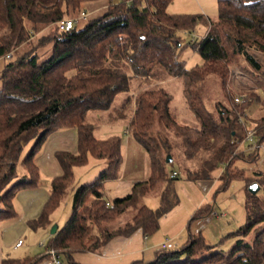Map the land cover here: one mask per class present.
<instances>
[{"label": "trees", "instance_id": "16d2710c", "mask_svg": "<svg viewBox=\"0 0 264 264\" xmlns=\"http://www.w3.org/2000/svg\"><path fill=\"white\" fill-rule=\"evenodd\" d=\"M97 1L0 0V58L12 55L11 50L32 39L34 32L56 25L69 14H80L84 4ZM106 1L107 7L100 16L89 19L82 27H77V22L72 29L48 37L52 43L48 57H19L2 70L0 222L16 218L13 198L19 189L38 185L34 161L51 133L75 128L77 152L54 154L62 175L51 180L48 200L39 216L28 222L31 229L50 225V215L72 182L74 168L87 165L90 159L106 163L93 182L75 190L68 220L44 244L41 257L6 259L2 264H37L43 258L50 259L47 250H53L65 264H75L73 253L95 252L115 236H129L136 230H141L145 238L155 233L159 219L178 202L172 187L174 173L166 172V163L158 153L162 148L166 154L172 153L168 138L160 137V126L179 139L185 161L192 162L198 154L206 153L193 173L196 180L210 179L221 165L224 169L219 178L223 187L236 178L228 166L241 158L236 143L242 144L245 139V123L241 126L238 115L219 103L215 105L218 116L214 118L205 108L199 85L213 76L219 80L223 94L231 96L226 89L229 66L239 55L254 70L264 69V0H217L215 20L200 15H169L166 9L172 0ZM199 25L205 28L203 37L183 45L177 34L192 33ZM247 47L261 52L263 63L249 55ZM186 48L198 56L200 64L187 67L179 60ZM163 77L180 80L187 110L195 120L193 126L176 123L170 114L172 97L157 87ZM132 82L136 94L127 96L109 116L123 122L130 109L125 131L147 154L149 175L146 180L135 182L125 196L114 198L112 208H107L103 190L107 182L120 177L124 162L122 142L119 137L97 140L94 124L86 117L89 112H108L118 95L129 94ZM232 105L244 113V104ZM254 130L255 140L261 145L264 116L255 123ZM25 149L21 162L27 177L16 179L17 164ZM248 156L257 160L258 151L249 152ZM157 188L159 206L151 210L141 201ZM246 193L245 224L233 233L237 245L227 257L217 253L194 261L214 246L207 245L200 233H189L187 242L177 250L162 249L149 262L131 264H264V230L257 232L250 244L244 243L247 235L264 222V198ZM130 211L133 213L123 227L108 229L116 217ZM211 213L209 206L200 209L190 222Z\"/></svg>", "mask_w": 264, "mask_h": 264}, {"label": "rangeland", "instance_id": "374dc122", "mask_svg": "<svg viewBox=\"0 0 264 264\" xmlns=\"http://www.w3.org/2000/svg\"><path fill=\"white\" fill-rule=\"evenodd\" d=\"M118 0H112L116 3ZM107 7L106 0H99L92 4H84L80 10V14H69L67 19L77 18L79 21L77 27H82L89 19L100 16ZM169 15H192L203 16L215 20L218 15L217 0H172L166 9ZM56 25H50L47 28L34 32L32 39L24 42L18 48L11 50L9 60L0 58V76L4 66L9 61H14L19 57H27L28 55H36L38 59L46 58L51 52L52 43L47 40L57 32ZM205 34V28L199 25L192 33L180 32L178 37L184 45L190 41L199 40ZM246 51L257 62L263 63L262 54L255 48L247 47ZM45 56V57H44ZM186 63L187 67L200 64L198 56L186 48L181 54L180 59ZM156 79H153V87L156 86ZM164 79V80H162ZM161 79V83L157 87H162L172 100L169 105L170 114L180 125L193 126L195 120L189 114L184 98L182 96L181 82L178 79L165 78ZM132 89L129 94H120L113 102L112 108L108 112L98 113L89 112L87 121L94 124L96 129L100 124H106L109 114L115 109L121 107L127 96L135 95L137 92L135 82H132ZM264 69L259 71L254 70L245 60L242 55L237 56L236 60L229 66V75L227 79V91L231 96L223 94L219 80L213 76H209L201 83L200 93L204 100L206 110L217 119V111L215 105L219 103L221 107L234 111L240 120L241 126L245 134L247 130H254L255 123L264 116ZM1 86V81H0ZM242 95L244 101L242 103L234 102V97ZM232 102L237 105L244 104V113L241 114L237 108L232 105ZM130 109L126 112V119L115 126L102 127L97 137L100 139H108L111 137H119L122 142V154L124 158L122 173H124V183L130 185L138 181H144L149 175V165L147 154L135 143L128 133H125V121L130 116ZM101 117V118H100ZM244 117V119L242 118ZM121 121V120H120ZM161 138H168L167 146L172 149L171 162L166 163L168 154L164 148L159 150L160 157L166 163V172L170 175L174 173L175 179L172 181L177 204L164 216L159 219L158 230L148 237V243L155 246L157 243H165V251H174L180 248L188 240L189 233H200L205 243L209 246H214L211 252L202 253L194 258V261H202L211 254H220L222 257H227L233 248L237 245V238L233 236L240 227L245 224V201L246 192L252 183L259 186L257 195L264 198V143L261 144L258 150V159L254 160L249 157L247 146L250 142L239 144L240 159L234 160L229 164V170L235 179H232L226 187H223L220 180L224 166L216 168L210 176V179L196 180L193 174L200 161L206 158V153L202 152L192 162L184 160L181 154L179 139L175 138L173 132L166 131L162 126L158 127ZM163 143L164 139L162 140ZM26 156L24 150L21 160L17 164V178H22L24 167L22 159ZM254 160V161H253ZM253 161V162H252ZM105 163V162H101ZM190 169V171L188 170ZM100 170V169H99ZM99 170L91 165L77 167L73 170L74 179L68 185L63 199L56 210L50 215V219L54 220L56 226L62 227L68 220L71 214V200L76 189L80 186L89 184L95 178V174ZM160 189H155L154 192L142 199L141 204L146 205L151 210H156L159 206ZM107 202V201H106ZM105 202V203H106ZM211 207L212 213L207 218L191 221L192 216L205 207ZM133 211H130L122 217H116L113 222L108 224L110 231L116 230L118 227H123L128 221ZM264 230V222L255 227L244 239V243L250 244L254 235ZM49 237L44 241H38V238H33L28 242L25 240V246L19 250V254L27 251V245H31V251L38 252L41 250L40 243L47 244ZM33 246L37 248H33Z\"/></svg>", "mask_w": 264, "mask_h": 264}, {"label": "crops", "instance_id": "0c3cea01", "mask_svg": "<svg viewBox=\"0 0 264 264\" xmlns=\"http://www.w3.org/2000/svg\"><path fill=\"white\" fill-rule=\"evenodd\" d=\"M105 121L106 124L102 125L101 123L97 129L94 125V136L97 140H103L97 137V133L102 127L120 124L119 121L110 119V116ZM56 152L76 154L77 132L75 128L62 129L51 133L42 144L41 150L34 161L39 174L38 185L32 188L19 189L13 198V208L16 218L0 222V264L6 259L23 260L25 258L41 257L44 254L43 248L38 252H30L32 246L29 244L27 245V251H24L23 254H19V250L25 246V240L29 242L32 237L34 239L38 238V241H44L47 237L50 238L52 236L49 231L52 224H54V220L50 219L48 227L34 230L28 226V222L39 216L44 204L48 200L51 180L62 175V169L54 156ZM101 162L90 159L87 164L97 170L100 169L95 174L96 176L93 181L106 167V163ZM21 177H27L26 170H23ZM123 179L124 173H122L121 168L120 177L115 181L105 184L103 190V199L105 201L111 202L114 198L123 197L130 192L131 186L134 183L126 185ZM60 228L57 226V230ZM19 240H22V245L15 247ZM148 241V237L145 238L141 230H136L129 236L120 235L113 237L105 246L95 252L73 253L71 257L75 264H131L135 261L149 262L154 259L157 252L165 249V243H157L155 246H152ZM163 244L164 247H162ZM33 248L37 247L33 246ZM37 264H51V261L49 258H43Z\"/></svg>", "mask_w": 264, "mask_h": 264}, {"label": "built area", "instance_id": "2783aa9c", "mask_svg": "<svg viewBox=\"0 0 264 264\" xmlns=\"http://www.w3.org/2000/svg\"><path fill=\"white\" fill-rule=\"evenodd\" d=\"M78 19H65L63 21H60L56 24V28L58 31L63 32V31H68L74 27V25L78 22ZM11 57V54H7L4 58L9 60ZM244 96L239 95L234 97V102L236 103H242L244 101ZM255 130H247L245 134V139L243 142H250L252 144H249L247 146V152H253V151H258L261 147L260 144H258L255 140ZM236 143V141H235ZM175 175L173 174L172 177ZM106 207L107 208H112V203L111 202H106ZM22 240L17 241L15 247H20L22 245ZM45 243H40L39 247L43 248ZM164 247V244L162 245ZM47 253L50 255V261L51 264H65V262L60 258L59 255H57L53 250H47Z\"/></svg>", "mask_w": 264, "mask_h": 264}, {"label": "water", "instance_id": "95a60500", "mask_svg": "<svg viewBox=\"0 0 264 264\" xmlns=\"http://www.w3.org/2000/svg\"><path fill=\"white\" fill-rule=\"evenodd\" d=\"M169 162H171V157L168 155L166 158V163H169ZM258 190H259V186L256 183H252L247 189V191L251 195H256ZM56 231H57V226L56 225L51 226L50 231H49L50 235L52 236L55 235Z\"/></svg>", "mask_w": 264, "mask_h": 264}]
</instances>
